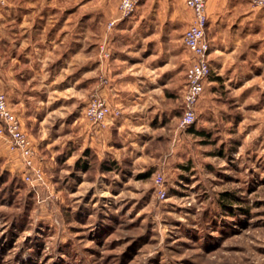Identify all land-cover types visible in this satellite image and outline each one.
<instances>
[{
	"label": "rangeland",
	"instance_id": "1",
	"mask_svg": "<svg viewBox=\"0 0 264 264\" xmlns=\"http://www.w3.org/2000/svg\"><path fill=\"white\" fill-rule=\"evenodd\" d=\"M142 2L122 20L118 0L0 5L8 33L44 38L0 55L44 175L25 182L0 140V264H264V37L250 50L244 17L208 20L212 72L182 128L189 9ZM228 25L241 39L217 41ZM96 94L121 111L104 127L84 118Z\"/></svg>",
	"mask_w": 264,
	"mask_h": 264
},
{
	"label": "built area",
	"instance_id": "2",
	"mask_svg": "<svg viewBox=\"0 0 264 264\" xmlns=\"http://www.w3.org/2000/svg\"><path fill=\"white\" fill-rule=\"evenodd\" d=\"M141 0H119V19L130 17L137 9ZM208 0H183L187 9L191 11V22L183 31L182 44L191 55L190 64L185 71L186 83L183 94V114L180 126L186 128L195 121L196 105L203 94L205 83L211 75V65L208 59L211 51L207 39L208 18L206 15ZM255 8H264V0H246ZM5 0H0L4 5ZM112 24V23H111ZM110 24V25H111ZM102 56L108 58V51L101 46ZM121 114L120 109L109 104L107 99L99 94L93 95L84 107V118L94 126H106ZM0 140L9 152L14 153L22 165L25 174L24 181L37 185L43 182L44 175L38 166V156L35 144L21 126L15 112L12 111L3 92H0ZM160 179L158 176L157 181ZM161 183V181L159 182ZM157 195L165 198V190L159 185Z\"/></svg>",
	"mask_w": 264,
	"mask_h": 264
},
{
	"label": "crops",
	"instance_id": "3",
	"mask_svg": "<svg viewBox=\"0 0 264 264\" xmlns=\"http://www.w3.org/2000/svg\"><path fill=\"white\" fill-rule=\"evenodd\" d=\"M141 1H143L142 4L145 6L151 5L153 7L155 4L156 7H163L166 10H169L171 5V0ZM140 2L139 4H141ZM179 3L186 8L183 0H179ZM207 3L206 15L208 20L244 17L246 45L250 50L255 49L257 46L262 47L260 41L264 37V8H255L246 0H208ZM188 11V17L191 21V11ZM4 17H7V15L4 16L3 10L0 9V31L2 30L3 32V34H0V55L25 54L26 57H29V55L36 54L38 50H41L44 39L42 38L43 31L8 33V25L5 28L8 20ZM5 19L6 21H4ZM65 33L67 35V31ZM239 33V28L228 25L225 28L222 27L214 38L225 43L227 40L232 41L233 38V40L241 39L237 37ZM14 60L17 61L15 56H12L11 62Z\"/></svg>",
	"mask_w": 264,
	"mask_h": 264
},
{
	"label": "trees",
	"instance_id": "4",
	"mask_svg": "<svg viewBox=\"0 0 264 264\" xmlns=\"http://www.w3.org/2000/svg\"><path fill=\"white\" fill-rule=\"evenodd\" d=\"M192 125H193V124H192ZM192 125H190V126H192ZM189 130H190V132H195L194 129H192V128H190Z\"/></svg>",
	"mask_w": 264,
	"mask_h": 264
}]
</instances>
